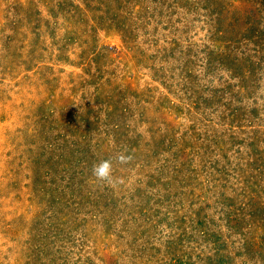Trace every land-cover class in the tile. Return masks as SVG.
<instances>
[{
	"label": "rangeland",
	"instance_id": "rangeland-1",
	"mask_svg": "<svg viewBox=\"0 0 264 264\" xmlns=\"http://www.w3.org/2000/svg\"><path fill=\"white\" fill-rule=\"evenodd\" d=\"M0 264H264V0H0Z\"/></svg>",
	"mask_w": 264,
	"mask_h": 264
},
{
	"label": "clouds",
	"instance_id": "clouds-1",
	"mask_svg": "<svg viewBox=\"0 0 264 264\" xmlns=\"http://www.w3.org/2000/svg\"><path fill=\"white\" fill-rule=\"evenodd\" d=\"M117 159L120 164H127L130 162L131 156L120 153ZM112 167L113 165L111 160L101 161L99 164L93 166V175L97 178V180L106 181L111 184L113 182Z\"/></svg>",
	"mask_w": 264,
	"mask_h": 264
}]
</instances>
